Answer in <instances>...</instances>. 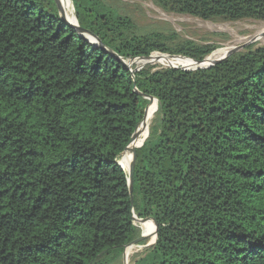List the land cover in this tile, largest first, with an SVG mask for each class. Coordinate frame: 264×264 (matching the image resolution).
Segmentation results:
<instances>
[{"label": "trees", "instance_id": "16d2710c", "mask_svg": "<svg viewBox=\"0 0 264 264\" xmlns=\"http://www.w3.org/2000/svg\"><path fill=\"white\" fill-rule=\"evenodd\" d=\"M153 1L264 22V0ZM72 3L101 46L55 0H0V264H118L142 236L134 216L158 239L133 264H264V47L135 70L124 63L217 47L145 32L108 0ZM147 98L157 123L125 154L132 207L119 157L156 114Z\"/></svg>", "mask_w": 264, "mask_h": 264}, {"label": "rangeland", "instance_id": "374dc122", "mask_svg": "<svg viewBox=\"0 0 264 264\" xmlns=\"http://www.w3.org/2000/svg\"><path fill=\"white\" fill-rule=\"evenodd\" d=\"M108 1L111 2L112 5L120 9L124 14L130 16L135 24L145 32H162L168 34V32L174 31L182 40L192 41L200 45H215L217 47V50L215 52H219V50L221 51L223 48H225V46L230 48H241L240 52L245 51L248 47H254L255 49L264 47V22L261 21H204L189 15L166 12L165 10L157 6L153 0ZM71 10L72 16L73 18H75L74 9L72 8ZM65 18L69 21L66 16ZM238 38H240V42L239 40H237ZM155 59L159 60L161 64L144 65V60H134L128 64L135 70H145L152 72L154 70L167 68L169 65L177 61L175 59V56L164 54ZM189 66L193 67L192 65ZM157 120L158 106L151 127L156 124ZM142 233L144 232L142 231ZM147 241L148 238L146 240V244ZM146 251L148 250H145L141 254L135 255L131 264H133L137 260L138 256L145 254ZM126 255L127 253L125 254V256ZM124 261L125 259L123 257L118 264H125Z\"/></svg>", "mask_w": 264, "mask_h": 264}, {"label": "bare ground", "instance_id": "6f19581e", "mask_svg": "<svg viewBox=\"0 0 264 264\" xmlns=\"http://www.w3.org/2000/svg\"><path fill=\"white\" fill-rule=\"evenodd\" d=\"M59 3H60V7H61V10L63 12V14L69 19V21L71 22H74L75 21V18H73L72 16V10L70 8V11L68 9H66L63 5H62V0H59ZM157 9V8H156ZM159 10V9H158ZM193 20V19H192ZM210 25V24H209ZM225 25V24H224ZM203 26V25H202ZM219 28V27H218ZM221 28V27H220ZM227 28V27H226ZM208 29V28H207ZM223 30V29H222ZM231 30V29H230ZM213 31V30H212ZM232 31V30H231ZM219 32V31H218ZM233 32V31H232ZM237 36V35H236ZM240 38H238L237 40H239ZM242 40V39H241ZM246 41V40H245ZM244 41V42H245ZM240 42V40H239ZM238 42V43H239ZM228 45V44H227ZM234 45V44H233ZM232 48L230 47H226L223 48L221 51L217 52L216 54H211L209 57V59H205L203 62H191V61H185V62H180V61H176L175 63L169 65L168 67L170 66H175V65H186V66H189V65H192L194 66L195 68L196 67H199V66H209V64H213V63H216L219 59H221L222 57H224ZM164 62V61H163ZM144 65H160L161 63L159 62V60H156V59H153V60H148V61H145L143 62ZM165 63V62H164ZM138 66V65H137ZM155 106H157V103L154 102L153 103ZM159 111V110H158ZM157 112V111H156ZM150 114V112H149ZM148 114V116H149ZM154 117L155 115L148 120V117L146 118L145 120V123L143 125V128L142 130L140 131V133L137 134V136L135 137V140L131 143L130 145V149H134L136 148L137 146H139L142 142H144V140L147 138L148 134H149V130H150V127L152 125V122L154 120ZM157 123V122H156ZM154 127V126H153ZM130 150V151H131ZM128 153V152H127ZM126 154V153H125ZM124 163L127 165V167L124 166ZM119 164L121 165V167L128 172L129 170V165L125 159V155L122 156L119 160ZM138 227L144 232V234H147V238H148V241H147V244L145 246H142V248H138V249H135V250H132L133 248H130L127 250V255L125 256V264H131L132 263V260L134 258L135 255H138V254H141L143 253L145 250H148L150 249L151 247L154 246L155 242H156V232L154 233V229L147 225V224H142V223H137ZM135 248V247H134ZM131 250V251H130ZM129 251V252H128Z\"/></svg>", "mask_w": 264, "mask_h": 264}, {"label": "water", "instance_id": "95a60500", "mask_svg": "<svg viewBox=\"0 0 264 264\" xmlns=\"http://www.w3.org/2000/svg\"><path fill=\"white\" fill-rule=\"evenodd\" d=\"M55 1H56L57 5H58V7H59V10H60L61 16L63 17V19H64L65 21H67L72 27H75V28L79 31V33H81L85 38H87L92 44L101 46L100 41L97 40L95 37L91 36L90 34H83V33H82V31H81V29H80V27H79V23H78L76 17H75V21H74V22L68 21V20L65 18L64 14H63V12H62V10H61L59 0H55ZM70 1H71V3H72V0H70ZM72 8L74 9L73 3H72ZM74 12H75V9H74ZM240 51H241V48H232V49H231V50H230V51H229L224 57H222V58L219 59L216 63H213V64H211V65H209V66H199V67H196V68H194V69H185V68H182V67H176V66H173V67H167V68H182L183 70H186V71H195V70H199V69H209V68H211V67H214L215 65H217L218 63H220V62L223 61L224 59H226V58H228V57L234 55L235 53H239ZM212 54H213V53H212ZM147 59H148V58H147ZM147 59H143V60L146 61ZM191 61H193V60H191ZM202 62H203V61H202ZM124 64H125V66H127L128 68H131V67L129 66L128 63H124ZM147 99L150 100L152 103L156 102V103H157V106H158L159 101H158L156 98H147ZM136 136H137V134L134 135V137H133L132 140H131V143L135 140V137H136ZM148 137H149V134H148L147 138H148ZM147 138H146V139H147ZM146 139L144 140V142L146 141ZM130 145H131V144H130ZM130 145L125 149V151L120 155V157L124 156L125 153H127V152H129V151L131 150V149H130ZM120 157H119V158H120ZM119 165H120V164H119ZM120 166H121V165H120ZM122 169H123V168H122ZM123 170H124V169H123ZM127 173H128V175H129V190H130V195H131V204H132V207H133L134 199H133V165H132V163H130V165H129V170H128ZM134 219H135V225H136L137 227H138V225H137L138 222H139V223H142V224H146L145 222H143V221L137 219L135 216H134ZM155 232H156V242H157V239H158V232H157V229H156V228H155ZM146 240H147V234H143V233H142V236H141L140 239H138L137 241H135L134 243H132V244H130V245H128V246L126 247L125 253H124V255H123L124 259H125V254H126V252H127L128 249H130V248H134V247L140 245V243L145 242ZM156 242H155V244H156ZM155 244H154V245H155ZM151 248H152V247H151Z\"/></svg>", "mask_w": 264, "mask_h": 264}]
</instances>
